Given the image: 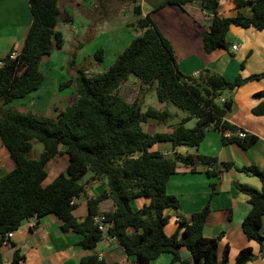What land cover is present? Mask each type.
<instances>
[{"label": "trees", "instance_id": "16d2710c", "mask_svg": "<svg viewBox=\"0 0 264 264\" xmlns=\"http://www.w3.org/2000/svg\"><path fill=\"white\" fill-rule=\"evenodd\" d=\"M60 0H28L32 23L17 58L5 61L0 69V103L9 104L36 92L43 82L40 70L43 57L64 44L63 35L57 31L60 15ZM195 0H167L164 4L182 6ZM202 7L214 18L208 32L201 35L203 49L211 53L216 49L226 50L229 27L264 30V0H231L236 8L252 6V17L237 14L234 18L216 17L217 0H199ZM136 14L139 10L135 9ZM135 25L141 35L133 39L103 73L88 77L78 69L74 79L59 85L60 89L71 85L75 88V100L54 120L18 111H0V140L5 147L14 169L0 175V247L4 238L15 232L22 222L53 215L60 221L62 232H73L82 239L78 245L85 249L95 248L103 233L92 223L98 205L110 200L113 211L103 213L109 224L106 235L113 238L133 257L135 264H152L160 255L169 254V264H227L228 248L221 258L217 256V240L203 236V226L209 215L205 205L188 220L177 221L171 235L165 227L170 217L169 209L179 207L178 200L167 194L166 185L175 174L177 164L194 168L196 165L212 167L209 176L217 173V159L198 155H166L150 151L157 143H170L173 148L185 146L197 148L203 142L208 128L220 136L228 131L239 130L225 120L233 108L229 92L245 83L240 77L229 83L210 70H203L198 77L182 75L176 66L171 44L160 34L149 16L137 19ZM102 50H98L101 62ZM72 61L71 63H73ZM129 75L141 84L155 87L157 100L163 105L159 110L147 109L133 102H124L117 94L119 87ZM251 77L249 80H253ZM219 97L225 102L220 103ZM264 99V91L253 95ZM168 104L185 111L188 115L173 126L168 133H146L143 127L148 118L164 119L169 116ZM252 114L264 116V101L252 109ZM194 118L193 128L184 124ZM224 145L235 144L248 150L257 138L246 135L239 139L221 137ZM38 142L43 151L38 158L30 155L32 143ZM60 154H65L68 166L50 184L43 186L46 164ZM223 170H235L257 178L262 188L257 191L247 186L238 190L248 198L251 211L242 222V231L249 241L264 247V170L255 166L236 167L233 163L220 164ZM92 174V180H101L105 188L95 199L87 202V216L74 217V200L83 194V178ZM147 198L148 203L135 210V199ZM184 247L190 258L182 259L178 250ZM254 256L249 248L239 251L234 264H246ZM20 257L14 252L10 264H18ZM0 264H3L0 254ZM80 264H104L96 257L81 259Z\"/></svg>", "mask_w": 264, "mask_h": 264}, {"label": "crops", "instance_id": "0c3cea01", "mask_svg": "<svg viewBox=\"0 0 264 264\" xmlns=\"http://www.w3.org/2000/svg\"><path fill=\"white\" fill-rule=\"evenodd\" d=\"M166 1L60 0L56 30L62 33L64 44L60 50H54L42 58L40 70L43 65L48 66L50 70H56L50 67V64L58 62L60 56L62 59L58 63H62L70 50H73L72 56L74 55L71 60L74 62L70 65L77 70L82 69L77 63L79 58L84 59L86 54L83 53V45L79 43H87L90 40L108 42L104 47L105 52L110 46L112 36L133 29L137 19L148 15L160 34L171 44L177 69L182 75L196 78L201 71L207 69L222 76L229 83L237 77L245 81L239 88L228 93L232 97L234 108L225 116V120L247 135L256 137L257 141L244 151L235 144L224 145L219 132L208 128L203 142L197 148L181 149L178 154L180 156L204 155L216 158L218 171L215 176H209L207 172L211 171L212 167L196 165L191 168L177 164L175 174L167 182L166 191L178 200L179 207L165 212L170 217L165 232L171 235L177 221L188 220L190 215L208 205L209 215L203 226V236L217 240L218 258H221L227 247V264H234L236 254L249 248L254 259L246 264H264V247L261 249L256 242L249 241L242 231V222L251 211V206L247 196L238 190V187L243 185L260 191L262 184L255 177L235 170L226 171L220 167V164L230 162L236 167L255 166L260 171L264 170V116L252 114V109L264 101L253 98L254 94L264 91V30L230 27L226 38L227 49L206 53L201 35L208 32L214 14L204 9L199 0L180 7L164 4ZM217 3L218 18H234L237 14L245 18L252 17L251 5L236 8L231 0H217ZM136 8L139 14H136ZM31 23L32 13L28 0H0V60H4L12 51L17 55L20 53ZM133 30L134 35L141 33L140 29ZM121 46L122 44L119 45ZM232 46L237 47L236 51L231 50ZM62 65L64 66L63 63ZM88 66L93 67L91 63ZM56 73L55 71L54 75ZM58 73L55 79H52L53 82L48 84L43 76L39 89L29 96L5 105L0 103V111H18L54 119L76 98L73 85L68 87L69 93L59 88L65 75L64 72L60 76ZM251 77L255 79L249 80ZM162 108L158 107L157 110ZM161 125V120L148 118L143 129L147 128L146 130L153 134L168 133L173 128L172 126L162 130L164 128H161ZM175 149L163 148L160 153L164 156L172 155ZM67 166L68 159L65 154L50 160L45 166L46 178L42 185L50 184ZM13 169L14 163L0 140V175ZM82 184L84 192L74 200L73 215L78 220L87 216V202L97 198L105 188L104 182L99 179L92 180L91 177ZM147 203V198L135 199L133 207L137 210ZM97 210L100 213L111 212L113 204L110 200H104ZM261 235L264 237V229ZM81 239L80 235L73 232H62L60 221L49 215L22 222L13 232L11 239L1 245L0 254L3 264L11 263L14 252L20 257L18 264H80L81 259L86 257H100L104 264H135L134 258L126 256L120 245L111 241L106 233H103L101 240L91 250H85L78 245ZM178 252L182 259L190 258L184 247L179 248ZM171 258L169 254H163L152 264H169Z\"/></svg>", "mask_w": 264, "mask_h": 264}, {"label": "rangeland", "instance_id": "374dc122", "mask_svg": "<svg viewBox=\"0 0 264 264\" xmlns=\"http://www.w3.org/2000/svg\"><path fill=\"white\" fill-rule=\"evenodd\" d=\"M221 2H223V0H221ZM234 27L235 26H231V28H234ZM133 29H136V31H139L140 28H139V26L136 25V27H134ZM133 29H129L126 31L124 30L121 33L117 34V36H112L110 46L107 47V50L105 52H104V50L106 48H104V47L107 46L108 42L90 40L87 43H79V44L83 45L82 46V47H84L83 53L86 54V56L84 59L79 58L80 61L77 63V66H82L81 68L83 69V71H86V73H84V74L88 77H92V76L103 73L105 70H107L112 65L116 56H118L128 46L127 44H129L133 39H135L141 35V33H139L138 35H134ZM228 33H229V30H228ZM120 44H122L121 47H119ZM98 50L103 51L102 55H101V62H98L99 60H97V58H99V57H97L98 56V54H97ZM72 51L71 50L69 51V54H67L64 61L62 62L64 64V66L62 65V63H58L61 61L62 56H60L57 59L58 62L50 64V67L56 68V70L55 69L50 70V68L48 66H45V65L42 66L41 71L43 70L42 73H43V76L45 77V83H47V84L52 83L53 82L52 79L53 80L55 79L54 77L57 75L58 72H59L58 73L59 76H60V74H63V72H64L65 76H64V80L62 81L63 83H66V82H68V80L75 78L77 69H75L73 67V65H70L71 60L74 59V55L72 56ZM87 55H89L90 57H87ZM81 62H82V64H80ZM90 63L93 65V67L88 66ZM55 71L57 73L54 75ZM62 82H61V84H62ZM63 89L67 93H69V91H70V89L66 86ZM117 94L124 102H126L128 104L135 102L138 105H140V107H141L140 110L142 113H144L149 108L153 109V110H157L158 107L162 108V106H163L157 100V97L155 94V87L154 86H152V87L144 86L133 75H129L127 77L125 82L118 89ZM51 102L52 101H50V103ZM166 109L169 112V116H167L164 119H161V124H162L161 128H164L162 130H166L167 128L168 129L172 128V126L180 123L181 119L187 117V115H188L185 111L176 108L172 104H168L166 106ZM54 119H52V120H54ZM194 125H195L194 119H190L184 124V126L186 128H193ZM146 129L147 128L143 129L144 132L149 133L148 130H146ZM163 148L171 149L173 147L170 143H157L150 149V151L160 152V150ZM175 148H176L175 151H173L174 154L181 153V151H182L181 149H191V148L183 147V146L182 147L178 146ZM42 151H43V148L38 142L32 143V150L30 152V154L32 155L31 157L36 158L37 156L40 155V153H42ZM90 177H92V174L88 173L83 178L82 182L89 180ZM47 216H49V215H47ZM164 255H168V254H164ZM164 257H166V256H164Z\"/></svg>", "mask_w": 264, "mask_h": 264}, {"label": "built area", "instance_id": "2783aa9c", "mask_svg": "<svg viewBox=\"0 0 264 264\" xmlns=\"http://www.w3.org/2000/svg\"><path fill=\"white\" fill-rule=\"evenodd\" d=\"M249 1H254V0H249ZM236 49H237L236 46H232L231 47L232 51H236ZM17 56L18 55L15 52H13V51L10 52L4 60H0V69L4 66L5 61H13V60H15L17 58ZM218 101L220 103H224L225 102L223 97H219ZM232 135L236 136L239 139H244L246 137L247 133H245L243 131H237L234 134H231L230 132L225 131V132H223L221 134V137L224 138V139H227V138H230ZM33 219H35V218H31L29 220H33ZM92 223H93V225L96 226V228H97V230L99 232L106 233L107 230L109 229V224L105 223V215L103 213H97L96 215H94L92 217ZM12 234L13 233H8L6 235V237L4 238L5 243L11 239ZM109 239L111 241H115L113 238L109 237ZM97 260L98 261H102V259L100 257Z\"/></svg>", "mask_w": 264, "mask_h": 264}, {"label": "water", "instance_id": "95a60500", "mask_svg": "<svg viewBox=\"0 0 264 264\" xmlns=\"http://www.w3.org/2000/svg\"><path fill=\"white\" fill-rule=\"evenodd\" d=\"M165 158H171V156H165ZM263 243H264V240H263Z\"/></svg>", "mask_w": 264, "mask_h": 264}]
</instances>
